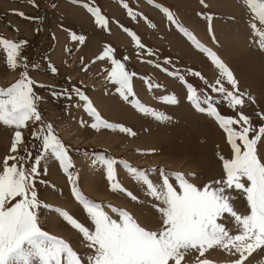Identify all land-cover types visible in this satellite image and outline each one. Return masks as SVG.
Wrapping results in <instances>:
<instances>
[{
	"label": "rangeland",
	"instance_id": "1",
	"mask_svg": "<svg viewBox=\"0 0 264 264\" xmlns=\"http://www.w3.org/2000/svg\"><path fill=\"white\" fill-rule=\"evenodd\" d=\"M125 2L134 12L142 15H137L135 19L130 17L120 0H81L80 3H73V0H33V3H29L28 0H0V35L12 39L14 42L19 40L28 42L22 48L21 54L25 58V62L29 64V77L37 82L33 85V91L42 97L37 102L38 111L43 122L51 123L54 133L67 146L74 165L71 171L73 175H78L77 186L81 193L86 197L96 199L99 204H101V200L110 201L112 207L128 211L142 227L156 231L161 227L162 221L160 213L152 205H159L160 202L147 195V186L134 179L132 174L118 163L114 165L116 181L126 191H112L106 179L103 165H100L99 162L93 165L91 160L95 154H103L117 161H126L132 167L145 170L154 184H162V178L159 176V164L173 171L181 172L198 187H202L205 182L212 181L210 176L221 174L222 178L224 176L223 164L219 155L226 159L232 158L231 145L227 142L226 133L212 116L195 110L191 102L187 100L186 85L180 84L178 77H169L161 73L157 70L156 65L159 64L162 68H167L172 72L177 71L183 75L186 81L193 83L201 99L206 96L212 97L217 110L222 115L235 118L238 112H243L250 117L252 125L258 129L264 124V121H261L256 115L257 112H264V101L261 97L264 90L259 86L257 76H253L255 80L248 79L247 75L251 73L249 67L245 63L234 61V57H231L233 51L229 50V43H225L222 38L227 33L237 34L238 31L244 32L246 37L250 30L253 31L250 27L253 22L257 23V29L254 32L264 31V24L254 17L244 0H204L203 3L201 0H153L152 3H149L148 0H125ZM85 3L100 9L101 14L108 19L107 29L96 25L91 13L83 6ZM52 4H55L56 7L53 8ZM156 5L168 8L178 24L190 31L205 47L214 51L234 73L239 90L250 94L255 103L246 100L244 106L232 109L223 100L221 94L212 92L209 85L215 83L219 76L218 70L206 54L195 48L176 25L167 20L165 14ZM17 12L25 13V17L17 15ZM244 12H246L245 15ZM26 17H41L42 20H30ZM116 21H119V24ZM149 22L155 27H151ZM121 25L123 28L133 30L146 49H151L153 55H149L145 49L137 48L131 36L123 30ZM53 34L55 38H53ZM73 34L83 35L84 42L74 40ZM252 34L255 38H249V41H252H250V46H253L256 51L258 50V54L263 58L264 49L259 44L263 38L258 33ZM106 46H111L114 49L113 58L125 63L126 70L138 74L132 78L135 98L145 106L170 116L171 120H155L150 115L138 111L129 101L120 97L116 91L118 85L107 79L112 68L111 61L108 58L96 59L102 55ZM125 56L129 57L126 61L124 60ZM165 58L170 59L171 63L166 64ZM49 63L57 68L56 74L50 71ZM32 64H38L39 67L33 69ZM189 69L199 72L201 76L193 75L188 71ZM23 70L22 65L15 70L9 69L6 64V54L0 50V88H7L14 83ZM143 78H147V83ZM99 80L100 92L97 87ZM106 83L109 85L105 87ZM223 83L226 88L231 90V86L226 81ZM39 84L46 85V87L41 88L38 86ZM73 85L80 88L89 97L103 119L131 128L135 135L120 132L119 129H93L90 127L93 118L84 110L83 101H79L78 97L74 95L71 99L65 96L53 97L51 95L53 88L56 91L64 88L70 90ZM147 85H159V87L151 89ZM97 94L108 97L111 102H107L105 107L100 106L92 100ZM173 94L178 100L175 105L161 99L163 96ZM131 99L132 97H129V100ZM247 103H250L249 106ZM178 105H181L185 113L189 114L186 118L174 117L173 109H176ZM205 106L203 105V107ZM118 110L123 111L122 115L118 114ZM201 114L204 115L201 116ZM198 115L206 118V122L213 123L221 136L215 141L207 142L206 150L199 148L201 152L198 151V147L199 145L203 146L204 140L207 139V136H203L204 129L195 124H192V127L188 126V123L193 121L191 117H198ZM82 120L84 121L83 126H81ZM39 126L40 122H27V125L21 129L23 142L19 145L17 152L12 153L10 148L15 128L0 123V170H2L5 156L26 155L25 148L32 153V159L39 154L40 142L31 135L32 131ZM176 126L182 127L184 131L186 129L183 137L181 135L178 137L177 134L174 136L173 131ZM233 127L239 130L238 125H233ZM101 134H111L116 137L117 142L102 143ZM77 136L84 139L83 142L72 140ZM95 137H98L99 141L94 140ZM262 141H264V137H262ZM261 148H264V143L258 142V155L264 159ZM186 151L191 153L184 154ZM194 161L197 162V167L191 168V170L189 167L194 165ZM12 162L9 161V164ZM31 163L32 160H29L25 166L30 167ZM151 169H155V171H150ZM217 170L219 171L217 172ZM83 171L92 180L87 187L82 184ZM172 177L169 175V181ZM244 182L247 184L246 180ZM170 183L178 188V185L173 181ZM34 187L42 205L48 204L52 207L57 205L68 214H74V216L71 215L73 218L88 227L90 231H94V225L84 208L80 207L77 204L78 201L69 193L71 186L67 175L64 172L61 173L58 161H55L50 155L41 162L40 174ZM127 192L135 195L137 200L133 201ZM102 193L110 198L99 196ZM226 194L234 195L232 196L234 199L229 202L238 214H248L243 212L245 209L248 210L247 202L239 191L229 190ZM19 199L20 197H17L10 201L6 207H10ZM119 201H122L123 205ZM60 205L66 206L72 211L70 212ZM53 210L43 207L37 210L39 226L49 234L67 236L74 246L72 249L86 264V257L93 254V250L87 247L88 242L84 240L83 235ZM134 212L145 222L141 223ZM110 213L113 219H119V214L112 212V209ZM218 222L225 223V227L231 234L237 233L233 218L229 214L225 213ZM214 249L219 251L218 247L209 250ZM209 250L205 253L210 252ZM192 251L195 252V250H190L185 255L182 264H198V261L203 259L210 261L211 264H230L232 261H217L215 256L208 255L206 257V254L201 257L200 254L197 255L201 258L197 259L196 254H191ZM261 251L263 250H256L253 256L261 255ZM236 256L238 257V254ZM262 257L261 263L264 264V255Z\"/></svg>",
	"mask_w": 264,
	"mask_h": 264
},
{
	"label": "snow or ice",
	"instance_id": "2",
	"mask_svg": "<svg viewBox=\"0 0 264 264\" xmlns=\"http://www.w3.org/2000/svg\"><path fill=\"white\" fill-rule=\"evenodd\" d=\"M28 2L33 3V0H28ZM80 2L81 0H73V3ZM120 2L133 19L137 15H142L134 12L125 0H120ZM148 2L152 3L153 0H148ZM203 2L204 0H201V3ZM244 3L250 8L254 17L264 24V0H244ZM51 6L56 7L55 4ZM83 6L91 13L97 26L107 29L108 19L101 14L98 7L88 3ZM156 6L165 14L167 20L175 24L178 30L192 42L195 48L206 54L218 70V78L214 84L209 85L212 92L221 94L223 100L232 109L244 106L246 100L255 103L250 94L239 90L234 73L214 51L205 47L190 31L178 24L168 8L161 5ZM16 14L25 17L23 12ZM26 18L42 20L41 17ZM116 23L119 24V21ZM149 25L155 27L151 22ZM121 27L123 28V25ZM250 27L255 31L257 23H251ZM123 30L131 36L137 48L145 49L149 55H153L151 49H146L133 30L129 28H123ZM209 31L211 33V28ZM259 36L264 37V31H260ZM53 38H55L54 34ZM72 38L81 43L85 40L83 35L73 34ZM27 43L26 40L14 42L0 35V50L6 54L7 67L15 70L22 65L24 69L14 83L7 88H0V123L15 128L10 152L16 153L19 145L22 144L21 129L29 121L40 122V126L34 129L31 135L41 145V150L34 159L27 148L24 149L26 155L4 157L3 167L0 170V264H84L82 258L68 243L50 235L39 226L37 210L41 207L52 210V206L41 204L34 184L40 174L41 162L49 155L58 161L60 169L68 177L73 197L83 206L94 225V231H90L66 211L54 209L68 224L83 235L84 240L88 242L87 247L93 250V254L86 257V264H182L185 255L190 250H195L203 256L208 249L213 247L222 248L232 255L238 254V258L232 260L230 264H245L246 259L256 250H264V159L258 155V142L264 143L262 141L264 124L257 129L252 125L250 117L243 112H238L235 118L221 115L213 105L212 97L206 96L201 100L196 89L185 81L183 75L177 71L169 72L167 68H161L168 75L178 77L186 85L187 100L191 102L196 111L214 117L219 127L226 133L227 142L231 145L232 158L226 159L219 155L223 164L224 176L198 187L181 172L166 174L163 169L159 172L162 184H154L145 170L132 167L123 160L117 161L114 158H106L103 154H95L91 163L95 165L99 162L103 165L112 191H126L116 181L114 165L119 163L132 174L134 179L147 186L148 196L160 202L159 205H152L160 213L162 221L161 227L156 231L142 227L128 211L123 209L112 207V212L119 214L118 220L113 219L103 210L101 204L87 199L81 193L77 186L78 175H73L71 171L74 165L67 146L54 133L53 125L42 120L37 108V102L42 97L33 91V85L37 82L29 77V64L25 62L21 54L22 48ZM259 44L264 49V39L260 40ZM113 53L114 49L106 46L102 55L96 59L108 58L111 61L112 68L107 79L118 85L116 91L120 97L129 101L138 111L150 115L155 120H171L170 116L145 106L135 98L132 78L138 74L126 70L125 63L113 58ZM128 59L129 57H124L125 61ZM165 63H171L170 59L165 58ZM31 67L37 69L39 65L32 64ZM48 67L53 74L57 73V68L51 63ZM156 67L160 68L161 65L157 64ZM188 71L197 77L201 76L199 72H194L192 69ZM143 79L147 83V78ZM224 81L231 86V90L225 87ZM38 86L46 87L43 84ZM149 87H159V85H149ZM51 95L53 97L65 96L68 99L74 95L79 101H83L84 110L93 118L90 125L93 129H119L120 132L135 135L131 128L103 119L89 97L75 85L70 90L64 88L56 91L53 88ZM129 97L132 99L129 100ZM161 99L172 105L178 103L174 94L163 96ZM202 104L206 107L201 106ZM256 115L264 121V112H257ZM83 125L82 120L81 126ZM233 125H238L239 130ZM29 160H32L31 166L26 167ZM9 161L13 162L9 164ZM150 171H155V169ZM169 175L175 178L178 188L169 182ZM229 190L239 191L244 196L248 214L241 215L234 210L229 202L233 197L226 194ZM127 195L133 201L137 200L131 192H127ZM17 197L20 199L10 207H6ZM225 213L233 218L237 234L232 235L225 227V223L218 222ZM198 264H211V262L203 259L199 260Z\"/></svg>",
	"mask_w": 264,
	"mask_h": 264
},
{
	"label": "bare ground",
	"instance_id": "3",
	"mask_svg": "<svg viewBox=\"0 0 264 264\" xmlns=\"http://www.w3.org/2000/svg\"><path fill=\"white\" fill-rule=\"evenodd\" d=\"M258 37V36H257ZM255 38V37H254ZM223 41L225 42V43H229V50H231V51H233L232 53H231V57L234 59V61H240V63H245L248 67H249V69H250V71H251V73L249 74V75H247V77H248V79L250 78L251 80H252V78H253V76H257V81H259V86H261L262 87V90H264V57L262 58V56L260 55V54H258V50L256 51V49L252 46H250V44L248 45L247 44V40H246V37H245V34H244V32L243 33H240V31H238V33L237 34H235V33H233V32H231V33H227V34H225L224 36H223ZM249 39V38H248ZM262 39V38H261ZM257 40V39H256ZM251 41V40H250ZM249 41V42H250ZM252 42V41H251ZM255 42V41H254ZM248 47V48H247ZM250 47V48H249ZM261 49V48H260ZM263 52V51H262ZM224 57V56H223ZM228 58V57H227ZM227 60V59H226ZM236 63V62H235ZM233 66V65H232ZM254 80H255V78H253ZM100 82V80L97 82V87H98V92H100L101 91V89H100V86H101V84L99 83ZM171 84V83H170ZM172 85V84H171ZM173 85H175V84H173ZM177 86V85H176ZM103 94V93H102ZM262 101H264V94L262 93ZM92 100L94 101V102H96V103H98L100 106H102V107H105L107 104V102H111L110 101V99L108 98V97H105V96H102V95H99V94H97L96 96H94L93 98H92ZM248 102V101H247ZM248 104V106H249V104L250 103H247ZM185 105V104H184ZM206 107V106H205ZM174 111H173V115H174V117H176V118H186L189 114H186L185 113V110L184 109H182L181 108V105H178V107L175 109H173ZM118 112V114L119 115H122V113H123V111L122 110H118L117 111ZM187 112V111H186ZM204 115V114H203ZM202 114H201V116H203ZM200 115H198V117H191V119H193V121L191 122V123H188V126H191L192 127V124H195L196 126H202V129H204V131H203V136H207V139H205L204 137V142H203V146H201L200 147V145H199V147H198V145H197V147H198V151H199V148H205V150H206V148L208 147V145H206V143L207 142H211V140H217V138L219 139V137L221 138V136H220V133H219V130L216 128V127H214V124L213 123H210V122H206L207 120H206V118H204V117H199ZM184 122H186V121H184ZM179 123V122H178ZM179 124H181V123H179ZM184 125H186V123H184ZM182 126V125H181ZM196 128V127H195ZM200 132V131H199ZM186 133V129H185V131L183 130V128L182 127H180L179 128V126H176L175 128H174V131H173V134H174V136H176V134H177V136L178 137H180V135H181V137H183V135ZM201 133V132H200ZM65 136H67V135H65ZM186 136V135H185ZM189 137H192V136H189ZM202 137V136H201ZM192 138H194V137H192ZM74 139H76V140H79V141H81V142H83V140L84 139H82L81 137H74L72 140H74ZM185 139V138H184ZM94 140H98L99 141V138L98 137H95L94 138ZM100 140H101V142L102 143H106V142H108V144L109 143H112L113 141H115V142H117V139H116V137L115 136H113V135H111V134H101V137H100ZM179 141V140H178ZM191 141H193L192 139H191ZM223 141V140H222ZM91 142V141H90ZM194 142V141H193ZM135 143H137L138 144V142H135ZM216 143H217V141H216ZM221 144V143H220ZM211 146V145H210ZM195 149V148H194ZM197 149V148H196ZM212 150V149H211ZM191 151V150H190ZM190 151H186L184 154H188L189 155V152ZM193 151V150H192ZM261 154L262 155H264V148H261ZM199 152H201V151H199ZM191 153V152H190ZM201 156V155H200ZM206 156H208V155H206ZM203 157V156H202ZM205 157V156H204ZM203 157V158H204ZM204 160V159H203ZM200 163V162H199ZM202 163V162H201ZM200 163V164H201ZM194 166V167H193ZM197 167V162H195L194 161V165H192L191 167H189L190 169L191 168H196ZM192 170V169H191ZM219 170H217V172H218ZM220 173V172H219ZM209 174V173H208ZM221 174H217V175H215V176H210V179L212 180V181H215V180H219V179H221V176H220ZM153 176V175H152ZM209 176V175H208ZM129 177V176H128ZM59 178V177H58ZM82 184H83V186H85V187H87L89 184H90V182L92 181L91 179H90V177H89V175L87 174V173H85L84 171L82 172ZM209 179V180H210ZM205 184H206V182H205ZM230 194H231V192H230ZM99 196H101V197H105V198H110L108 195H105V194H103L102 193V195H99ZM231 196H234L233 194L231 195ZM239 196H240V194H239ZM238 197V196H237ZM234 199V198H233ZM117 202V201H116ZM118 203V202H117ZM119 203H121L122 205H123V202L122 201H119ZM234 207V206H233ZM240 207V206H239ZM243 207V206H242ZM243 209H245V208H243ZM245 210H247V209H245ZM245 210L243 211L244 212V214H245ZM247 212V211H246ZM135 213V212H134ZM136 217H137V219L141 222V223H144L145 221H143L142 219H140L138 216H137V214L135 213L134 214ZM228 222V221H227ZM226 222V223H227ZM229 224V223H228ZM217 248V247H216ZM209 250V249H208ZM217 250V249H216ZM210 251V250H209ZM206 255V257H208V255L209 256H215V258H216V260L217 261H219V260H222V262L223 261H226V262H228V260H231L232 258H234L235 259V256L234 257H232L231 258V254L230 253H228V252H226L224 249H222V248H219V251H215V249L214 250H211L209 253H205ZM262 255H264V250L263 251H261V255H257V256H253V257H251V256H249V258H247L246 260H248L247 261V263H249V264H262L261 263V261H262V259H263V257H262ZM200 257H201V255H200ZM236 258H238L237 256H236ZM233 260V259H232ZM250 261V262H249ZM225 262V263H226ZM246 262V261H245ZM246 263V264H247Z\"/></svg>",
	"mask_w": 264,
	"mask_h": 264
},
{
	"label": "crops",
	"instance_id": "4",
	"mask_svg": "<svg viewBox=\"0 0 264 264\" xmlns=\"http://www.w3.org/2000/svg\"><path fill=\"white\" fill-rule=\"evenodd\" d=\"M246 14V12H244V15ZM250 48V47H249ZM161 73H163V72H161ZM163 74H165V73H163ZM166 75V74H165ZM78 205H79V203H77ZM60 206H63V205H60ZM65 209H68L70 212L72 211L71 209H69V208H67L66 206H63ZM247 211V212H246ZM245 212L246 213H248V210H245ZM71 215H73L74 216V214H71ZM76 217V216H75ZM65 236H66V234L65 233H63ZM235 234H237V233H232V235H235ZM54 235H56V236H58V237H61V238H63V239H65V240H67L71 245H72V243H71V241L67 238V236L66 237H64V236H61V235H58V234H54ZM73 246V245H72ZM74 247V246H73ZM216 251V250H215ZM209 253V252H208ZM191 254H196V256L197 255H199V253L198 252H194V251H192L191 252ZM235 256V259H236V255H232L231 254V258L232 257H234ZM251 257H253V254L251 255ZM194 258V257H193ZM197 259H201L199 256H197ZM233 260H234V258H232ZM231 259V260H232ZM247 261L248 260H246V262H245V264L247 263ZM250 262V261H249ZM247 264H249V263H247Z\"/></svg>",
	"mask_w": 264,
	"mask_h": 264
}]
</instances>
